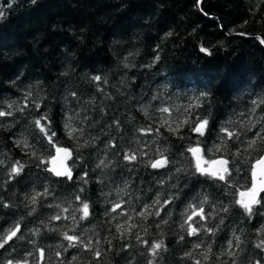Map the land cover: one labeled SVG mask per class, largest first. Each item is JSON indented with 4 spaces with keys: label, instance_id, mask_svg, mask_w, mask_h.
I'll return each instance as SVG.
<instances>
[{
    "label": "trees",
    "instance_id": "16d2710c",
    "mask_svg": "<svg viewBox=\"0 0 264 264\" xmlns=\"http://www.w3.org/2000/svg\"><path fill=\"white\" fill-rule=\"evenodd\" d=\"M0 12V110L9 111L7 105L16 102L10 110L12 116L0 117V160L4 161L0 164V201L10 205L0 206V229L7 231L20 222L25 237L14 240L7 250L0 249V261L27 259L29 264H37V249L43 248V264H60L57 251L62 252L63 264H148L152 259L156 264H194L210 244L212 259L205 264H232L228 256L217 257L227 249L229 240L235 245L238 236L240 248L233 247L236 264H253L258 259L264 264V249L256 247L264 240L260 231L264 228V193L249 217L238 205L230 204L236 198L233 193L243 188L229 189L207 177H185L175 172L176 167L187 169L191 164L185 149L198 139L190 131L197 116L209 118L208 131L199 137L207 149L218 143L221 126L229 120L238 124L241 113L247 119L251 101L264 96V44L258 39L264 38V0H203L199 7L197 0H0ZM201 46L208 47L211 55L201 52ZM156 55L160 59L154 62ZM97 75L102 77L99 87L103 92L91 79ZM29 91L31 100L41 104L40 110L31 102L23 113L15 110L25 103ZM201 92L210 93L203 106L185 112L190 99ZM160 107L172 109L173 121L189 117V124L179 133L184 139L167 127L160 128L159 135L138 131L160 126L161 117L167 116L156 111ZM41 112L48 113L56 132L54 140L61 145L74 147L76 143L63 127L68 116L73 117L75 127L84 129L80 143L91 142L79 149L83 159L73 167L72 181L44 171L46 166L37 167L36 157L31 156L32 151L37 156L54 154L33 124ZM261 116L264 105L252 119ZM262 125L264 121L250 131L241 129L239 140L227 141L230 161L232 153L241 152L235 164L230 163L233 182L238 185H251L252 163L264 154L259 141L257 150L244 151ZM24 139L31 147L17 146L16 142ZM112 142L115 147L110 146ZM158 148L166 150L169 160L177 163L163 169L147 167L146 161L156 158ZM128 150H142L148 155L129 163L123 159ZM100 160L108 166L96 167ZM16 161L25 164L24 171L10 178L9 168ZM72 163L69 160L68 165ZM83 171L88 172L87 184L79 180ZM45 187L50 194L40 197L37 205H30L31 196L42 193ZM76 195L87 200L92 215L80 221L75 234L85 241L91 238L102 252L99 260L82 248H68L66 252L60 248L61 244L67 246L61 233L74 224L50 217L60 212L56 205L67 207L71 203L76 207ZM203 195L209 201L205 214L212 211L214 217L207 224L219 231L214 236L203 232L199 237L189 236L180 228L181 214ZM157 196L160 205L153 203ZM168 199L172 203L164 206L159 216L145 219L136 215L144 205H152L154 213ZM118 201L126 203L111 212ZM221 205L229 206V211L220 212ZM31 207L36 211L29 215ZM125 212L128 216L120 214ZM220 218L223 224H218ZM164 219L167 224L160 223ZM129 223L138 227L122 236L117 225L127 228ZM36 228L39 235H32ZM53 228L57 231L50 230ZM137 233L150 243L163 240L167 250L153 258L136 240ZM201 242L202 248L194 250ZM185 252H193V258L186 257ZM72 256L78 259L73 261Z\"/></svg>",
    "mask_w": 264,
    "mask_h": 264
},
{
    "label": "snow or ice",
    "instance_id": "6c2138e0",
    "mask_svg": "<svg viewBox=\"0 0 264 264\" xmlns=\"http://www.w3.org/2000/svg\"><path fill=\"white\" fill-rule=\"evenodd\" d=\"M203 3V0H197V6L199 7ZM203 11V9H201ZM3 16V12H0V17ZM168 36H171L172 33L168 32ZM260 42L264 44V38H259ZM200 51L203 53H206L208 55H211V51L208 47L201 46ZM160 59L159 55H156L154 57V62L158 61ZM93 81L97 82L98 90L100 92H103V88L99 87V83L102 81L101 76H94L91 78ZM103 83L107 84V79H103ZM73 96H75V93H72ZM32 93L31 91L27 92L25 94V103L23 105L16 106L15 110L20 111L23 113L25 109L28 107V103L31 102L32 106L39 111L41 108V104L37 102L36 100H31ZM210 96V93L208 92H201L199 95L194 96L190 99L188 105L185 106L184 111L190 112L193 108H199L203 106L204 100H206ZM157 97H153V99H156ZM16 102L9 103L7 105V109L9 111L0 110V117H6V116H12L13 111H10L14 108V105ZM252 107L249 109V114L247 119H243L244 115L241 113V121L237 124L234 120H229L226 125L221 126L219 129V133L222 135H218V143H214L211 146H208L207 149L202 145L199 137H204L206 132L208 131L209 126V118L205 116L204 118H201L199 116L196 117L195 121L192 122V126L190 127V131L193 134H196L198 139L195 143L189 144L188 147L185 149L187 153L191 155V164L190 166L185 169L183 165L180 167H176L175 172L181 173L185 177L191 175V176H202L207 177L209 180L212 181H219L222 182L224 187L229 189H237V188H243V190H238L233 193L234 198L230 204L238 205L240 208L244 210V212L250 217L253 214V206L261 204V198L260 194L264 193V154H261L254 160L251 167V185H238L237 183L233 182L232 172L233 169L230 168V163L235 164L236 158L240 157L241 152L238 149L235 153H232L233 159L230 161L227 158V141L229 140H239L240 136L242 135L241 129H243L245 132L250 131L252 128H255L258 123L261 121H264V116H261L257 119H252V117L255 116L256 111L258 108L261 107V105H264V96L257 97L256 99H253L251 101ZM143 110V109H142ZM145 115L147 116L148 113L146 110ZM159 113H166L167 116H163L160 119V126L153 129L151 126L148 127H142L138 129L141 133L145 135H151L153 132L155 134H160V128L167 127L168 131L172 133L173 135H177L180 139H184L183 136H179V133L184 125L189 124V117L186 116L185 119L181 121H173L171 120L172 115V109L169 107H160L156 109ZM179 111V109H177ZM73 117L68 116L66 117L65 123L63 125L66 135L74 140L76 143L73 146L65 147L60 144L58 140H54V137L56 136V132L52 130V121L48 116L47 112H41L40 115L34 119L33 124L37 129H39V132L42 134L43 138L46 139L48 145L51 149H54V154L52 152H47L45 154H41L40 156H37V153L35 151L31 152V156L36 157L37 160V167L40 166H46L44 167V171L51 173L55 177L60 178H66L68 181L73 180V167L77 165L78 160H82L83 156L80 153L79 149L90 146L91 142L88 140H84L83 143H80L81 137L84 135V129L82 127H75L72 123ZM117 125H119V121L115 122ZM235 126V127H233ZM261 133H264V125L261 126L259 132L255 134V137L252 139H249L247 141V146L244 149L245 152H248L249 150H257V143L258 141L264 145V136L261 135ZM17 146L23 145L24 148L31 147L27 140H18ZM111 147H115V143L112 142ZM76 152V157H73V152ZM157 155L156 158H150L146 161V166L151 167L152 169H163L168 167V165L171 163L175 165L177 163L176 160H169V157L165 155V151H161L159 148L156 150ZM207 152V156L206 153ZM148 153L146 151H132L128 150L125 151L123 155V159L125 161H128L129 163L135 162L138 160V156H147ZM183 155V153H181ZM57 160L60 161L59 166H57ZM72 160V166L70 167L67 163V161ZM4 161L0 160V164H3ZM107 167L108 165L105 164L104 160H100L99 163L96 165V167ZM25 168V164L21 163L20 161H16L13 165L9 168V176L10 178H15L16 176H19ZM235 171L238 173L240 171L239 168H236ZM88 172L83 171L79 175V180L83 181L84 184L88 183ZM169 179H172V176H169ZM176 179L178 180L179 177L177 176ZM159 183L163 184L164 181L161 180ZM174 187H178V185H173ZM84 189L80 188L79 192H83ZM49 191L47 187H45V190L42 193H38L36 195H32L29 204L30 205H37L39 202L40 197H47L49 195ZM27 199V198H26ZM74 201L78 202L76 207H72L71 203L67 207H62L61 205H56L57 208L60 209V212H58L56 215H53L50 217L51 220L60 221L61 219L64 220H71L74 224V226L67 231H63L61 233L63 240L67 241V246L64 244L60 245V248H62L65 252L68 250V248H82L86 251H91L94 258L96 260H99V258L102 255L101 250L98 247H94L92 244L91 238H89L87 241H85L80 235L75 234L76 227L79 226L80 221L88 220V218L92 215V209L90 204L87 202V200H81L80 195H76L74 197ZM126 203V201H118L114 203L110 209L111 212H116L117 209H121L123 207V204ZM156 205H160V198L157 196L156 200L153 202ZM172 200L168 199L164 201V204L161 205L159 208L155 210L153 213L150 209L152 208V205H144L143 211H140L139 213H136L137 216L147 219L148 216L156 215L159 216L161 211H163L164 206L167 204H171ZM208 197L207 195H203L197 202L191 203L187 205L184 212L181 214L183 216V220L180 223V228L184 229L189 236H196L199 237L201 232L209 235L214 236L217 231H219V228L217 226L209 227L207 224V221L210 218L214 217L212 216V211H209L208 214H205V205L208 204ZM0 206L3 207H10V205L3 203L0 201ZM49 207H52V205H49ZM71 209V211H70ZM36 211L35 207H31L29 211V215L33 214ZM220 212L227 213L229 211V206H223L219 208ZM64 213H68V215H63ZM77 213H79V217H77ZM108 214V213H106ZM121 215L128 216V213H120ZM219 213L217 212V215ZM197 217L199 219H197ZM203 222V223H201ZM160 223L167 224L168 220L164 219ZM224 220L223 218H220L218 221V224H223ZM138 227V225L135 224H128V227L125 228L124 224H118L117 225V231L121 233L123 236L125 232H131L133 228ZM159 227V224L157 225ZM51 231H57V229L53 228L50 229ZM39 228L32 229L31 233L32 235H39ZM260 231L264 233V228H261ZM72 233V234H70ZM145 234H147V230L145 229ZM235 236V234H233ZM24 233L22 231V225L20 222L15 223L10 228L7 229V231H4L3 229H0V249L7 250V246H10L11 243L14 240H23ZM180 239L183 240L184 236L181 235ZM136 240L145 246L147 248L150 255L155 258L159 255V253L163 250L166 251V245L164 244L163 240L149 242L147 239H144L142 236L139 235V233L136 234ZM235 240L237 243L233 245V241L229 240L227 249L222 251L217 259H219L222 256H228L232 258V264H236V258H237V252L233 251V247L239 249L240 248V238L238 236H235ZM32 243H35L34 241H31ZM126 248H130L131 245L125 246ZM257 248L264 249V240H260L259 243L256 245ZM202 248V242L196 243L194 245L195 249H201ZM15 249H13L14 251ZM39 253V259L37 260V264H43L44 258H45V251L43 248L37 249ZM212 247L211 245H207L206 249L200 253L202 259H195L194 264H205V262H208L212 259L211 256ZM28 255H32V253H28ZM57 257H60V264H63V258H62V252L57 251L55 253ZM185 256L192 259L193 258V252H185ZM73 261L77 260L78 257L72 256L71 258ZM0 264H29V261L27 259L24 260H16L13 259H6L3 261H0ZM130 264H133V262H130ZM148 264H156V260L152 259L148 261ZM223 264H228L227 261H223ZM253 264H261V261L255 260Z\"/></svg>",
    "mask_w": 264,
    "mask_h": 264
},
{
    "label": "water",
    "instance_id": "95a60500",
    "mask_svg": "<svg viewBox=\"0 0 264 264\" xmlns=\"http://www.w3.org/2000/svg\"><path fill=\"white\" fill-rule=\"evenodd\" d=\"M57 166H59V164H60V161L59 160H57ZM67 163H69V161H67ZM54 176V175H53ZM57 178H59V179H65V178H60V177H57Z\"/></svg>",
    "mask_w": 264,
    "mask_h": 264
}]
</instances>
